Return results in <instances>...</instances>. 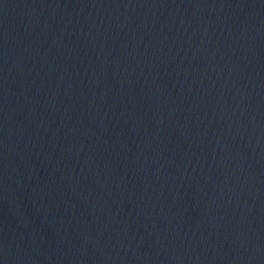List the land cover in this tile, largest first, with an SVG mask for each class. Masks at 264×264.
<instances>
[{
  "label": "water",
  "instance_id": "obj_1",
  "mask_svg": "<svg viewBox=\"0 0 264 264\" xmlns=\"http://www.w3.org/2000/svg\"><path fill=\"white\" fill-rule=\"evenodd\" d=\"M0 264H264V16L0 0Z\"/></svg>",
  "mask_w": 264,
  "mask_h": 264
}]
</instances>
